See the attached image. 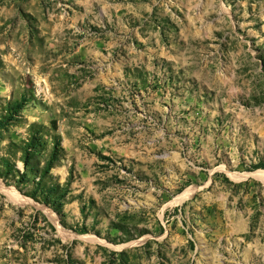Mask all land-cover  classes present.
<instances>
[{
  "label": "rangeland",
  "instance_id": "1",
  "mask_svg": "<svg viewBox=\"0 0 264 264\" xmlns=\"http://www.w3.org/2000/svg\"><path fill=\"white\" fill-rule=\"evenodd\" d=\"M0 264H264V0H0Z\"/></svg>",
  "mask_w": 264,
  "mask_h": 264
},
{
  "label": "trees",
  "instance_id": "2",
  "mask_svg": "<svg viewBox=\"0 0 264 264\" xmlns=\"http://www.w3.org/2000/svg\"><path fill=\"white\" fill-rule=\"evenodd\" d=\"M21 108L22 107H21V105L19 103H14V104H11V106H10V109H11L12 112H16V111L20 110ZM28 146L30 148H35L36 147L35 144L33 143V141H31L28 144ZM31 197H33V195Z\"/></svg>",
  "mask_w": 264,
  "mask_h": 264
},
{
  "label": "bare ground",
  "instance_id": "3",
  "mask_svg": "<svg viewBox=\"0 0 264 264\" xmlns=\"http://www.w3.org/2000/svg\"><path fill=\"white\" fill-rule=\"evenodd\" d=\"M261 174H262L261 172H256V173H254V174H253V176H255V177H257V178H258V177H260V176H261ZM258 175H259V176H258Z\"/></svg>",
  "mask_w": 264,
  "mask_h": 264
}]
</instances>
